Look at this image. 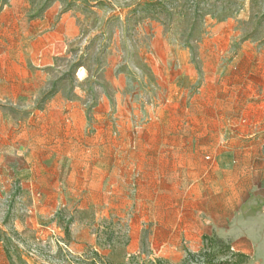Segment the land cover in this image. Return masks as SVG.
<instances>
[{"label":"rangeland","instance_id":"obj_1","mask_svg":"<svg viewBox=\"0 0 264 264\" xmlns=\"http://www.w3.org/2000/svg\"><path fill=\"white\" fill-rule=\"evenodd\" d=\"M244 101L264 0H0V264L202 249L184 192L249 147Z\"/></svg>","mask_w":264,"mask_h":264},{"label":"crops","instance_id":"obj_2","mask_svg":"<svg viewBox=\"0 0 264 264\" xmlns=\"http://www.w3.org/2000/svg\"><path fill=\"white\" fill-rule=\"evenodd\" d=\"M244 104L250 111L241 129L247 132L239 135L249 139V147L228 149L226 161L219 155L211 166L213 180L209 171L202 170L184 194L189 202L200 205L191 220L195 236L210 233L247 254L245 264H264V101ZM204 202L211 208L201 207ZM205 211L206 219L198 215Z\"/></svg>","mask_w":264,"mask_h":264},{"label":"trees","instance_id":"obj_3","mask_svg":"<svg viewBox=\"0 0 264 264\" xmlns=\"http://www.w3.org/2000/svg\"><path fill=\"white\" fill-rule=\"evenodd\" d=\"M205 245L197 252L187 251L179 264H245L249 256L233 248L231 242L217 236H205ZM135 264H173L157 258Z\"/></svg>","mask_w":264,"mask_h":264}]
</instances>
